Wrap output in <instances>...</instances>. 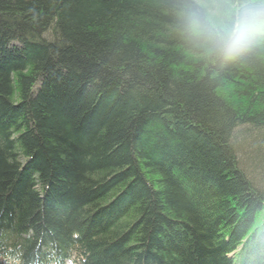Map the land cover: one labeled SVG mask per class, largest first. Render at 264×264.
I'll use <instances>...</instances> for the list:
<instances>
[{"label":"trees","instance_id":"16d2710c","mask_svg":"<svg viewBox=\"0 0 264 264\" xmlns=\"http://www.w3.org/2000/svg\"><path fill=\"white\" fill-rule=\"evenodd\" d=\"M178 3L0 0V264H264V37L207 59Z\"/></svg>","mask_w":264,"mask_h":264},{"label":"clouds","instance_id":"9594fccd","mask_svg":"<svg viewBox=\"0 0 264 264\" xmlns=\"http://www.w3.org/2000/svg\"><path fill=\"white\" fill-rule=\"evenodd\" d=\"M174 16L188 48L207 59L237 58L264 37V2L179 0Z\"/></svg>","mask_w":264,"mask_h":264},{"label":"bare ground","instance_id":"6f19581e","mask_svg":"<svg viewBox=\"0 0 264 264\" xmlns=\"http://www.w3.org/2000/svg\"><path fill=\"white\" fill-rule=\"evenodd\" d=\"M11 50V49H10ZM263 204V203H262ZM260 210H258V208H253V215L256 213H259V214H256L254 216V219L255 218H260L259 221V224L257 225H253L252 226V229L251 232L245 236L243 239H240L239 242H236V248H235V251H237L239 249V247H241L240 249H247L248 252H250V254L253 253L254 257L256 258H259V259H262L264 258V249H260V245L257 244V232H259L262 228H264V209L263 208H259ZM253 215L252 217H249L248 220L242 225H238L237 227L236 226H233L231 228H227L230 232V234H234L236 229L239 230V229H245V228H248L250 227V223L252 221V218H253ZM258 215H260L259 217H257ZM263 218V220H261ZM256 219V220H257ZM248 233V231H247ZM231 238V237H229ZM252 252V253H251Z\"/></svg>","mask_w":264,"mask_h":264}]
</instances>
